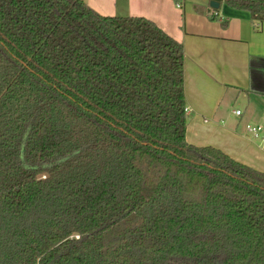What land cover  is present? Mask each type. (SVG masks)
<instances>
[{"label": "trees", "instance_id": "obj_1", "mask_svg": "<svg viewBox=\"0 0 264 264\" xmlns=\"http://www.w3.org/2000/svg\"><path fill=\"white\" fill-rule=\"evenodd\" d=\"M187 108L153 21L0 0V264H264V172L190 145Z\"/></svg>", "mask_w": 264, "mask_h": 264}, {"label": "crops", "instance_id": "obj_2", "mask_svg": "<svg viewBox=\"0 0 264 264\" xmlns=\"http://www.w3.org/2000/svg\"><path fill=\"white\" fill-rule=\"evenodd\" d=\"M82 1L106 16L149 19L182 44L189 119L187 142L216 148L241 164L264 171V167L246 164L247 159L235 158L245 150L237 129L221 127L230 120L228 111L242 100L249 111L264 99V22L253 21L248 12L226 4H221L215 13L218 19L212 20L207 0H185L184 4L174 0Z\"/></svg>", "mask_w": 264, "mask_h": 264}, {"label": "rangeland", "instance_id": "obj_3", "mask_svg": "<svg viewBox=\"0 0 264 264\" xmlns=\"http://www.w3.org/2000/svg\"><path fill=\"white\" fill-rule=\"evenodd\" d=\"M174 2L177 3L176 1ZM178 2L184 4L185 0H180ZM190 3H191L190 5H193L192 1ZM192 8L196 9V7H192ZM99 14L102 16H106L101 13ZM106 17H117V16H106ZM186 98H187V94H186ZM242 102L239 104H236V106H234L232 111L240 110L243 113V116L241 117L234 116L235 114L233 115L232 111H228L230 120L227 119V123L225 124V126L223 125L222 126L220 125V126L225 129L229 127H234L235 129H237V134L239 136V139L242 142L241 145L243 146L245 150L243 152H240V154L235 155V158H238L239 160L247 159L248 163L246 164H250V165L254 164L258 167H264V150H262L264 147V143L261 140L262 138H264V132L262 133L260 140H253L250 137V135L246 132L247 125L262 126L264 128V118H263L264 117V99H259L256 103L253 104L254 106H252L249 111L248 109H246V104ZM228 106L229 105L225 107H228ZM259 172H264V171H259Z\"/></svg>", "mask_w": 264, "mask_h": 264}, {"label": "built area", "instance_id": "obj_4", "mask_svg": "<svg viewBox=\"0 0 264 264\" xmlns=\"http://www.w3.org/2000/svg\"><path fill=\"white\" fill-rule=\"evenodd\" d=\"M178 7H180V5ZM215 16H217V14H215ZM234 114L238 117L242 115L241 111H235ZM246 132L253 140H260V137L264 132V128L262 126L247 125ZM261 140L264 143V138H262Z\"/></svg>", "mask_w": 264, "mask_h": 264}, {"label": "water", "instance_id": "obj_5", "mask_svg": "<svg viewBox=\"0 0 264 264\" xmlns=\"http://www.w3.org/2000/svg\"><path fill=\"white\" fill-rule=\"evenodd\" d=\"M210 7H211L212 9L217 10V9H219L220 4L217 3V2H211V3H210Z\"/></svg>", "mask_w": 264, "mask_h": 264}]
</instances>
